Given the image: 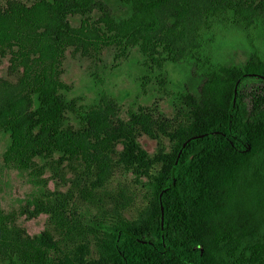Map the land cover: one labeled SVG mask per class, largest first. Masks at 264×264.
Segmentation results:
<instances>
[{"label": "trees", "instance_id": "obj_1", "mask_svg": "<svg viewBox=\"0 0 264 264\" xmlns=\"http://www.w3.org/2000/svg\"><path fill=\"white\" fill-rule=\"evenodd\" d=\"M115 1L125 17L113 15ZM230 26L254 49L244 61L215 59ZM254 31L264 36V0H0V61L18 75L16 94L0 102L2 162L26 176L28 204L51 225L31 237L0 209V264H264V59ZM109 49L162 89L181 66L201 78L176 92L185 138L155 174L137 141L162 132L155 111L123 109L103 89L85 104L62 80L67 52ZM118 146L124 168L147 179V205L133 220L118 206L72 213L50 172L79 163L103 184Z\"/></svg>", "mask_w": 264, "mask_h": 264}, {"label": "rangeland", "instance_id": "obj_2", "mask_svg": "<svg viewBox=\"0 0 264 264\" xmlns=\"http://www.w3.org/2000/svg\"><path fill=\"white\" fill-rule=\"evenodd\" d=\"M21 1L30 4L36 0ZM111 8L117 18L128 14L127 8L116 1L111 2ZM71 24L77 26L78 21L72 19ZM254 38L256 50L264 59V36L254 31ZM253 51L244 33L234 26L222 30L214 46L215 59L223 62L230 58L244 61ZM130 61V58L116 56L113 49L104 50L101 56L90 57L69 51L62 67V80L71 88V97L80 99L85 104L93 101L99 90L103 89L121 100L123 109L140 106L155 111V115L163 120L162 132L157 131L156 138L142 135L137 139L153 162L150 174H155L161 168L162 160L171 153L173 143L185 138V131L179 127L181 117L175 108L176 92L197 90L201 78L197 75L195 67L181 66L173 69V88L166 86V89H162L157 80L146 78L141 67ZM8 66L7 59L0 61V102L17 92L15 85L18 75L11 73ZM6 143V138L0 136V209L12 215L15 224L32 237L50 229L51 225L47 216L35 211L28 204L33 187L28 183L26 176L3 165L2 153ZM120 151L121 147L118 146L111 156V174L103 184L96 179L95 168L89 174L83 164H66L50 172L56 173L54 180L49 181L51 191L65 196L71 212L80 217L88 214L94 216L99 207L107 211L118 206L123 208L125 218L135 219L148 202L147 179L138 178L124 168L119 162ZM86 190H92L95 195L90 198ZM89 249L93 255V244H90Z\"/></svg>", "mask_w": 264, "mask_h": 264}, {"label": "water", "instance_id": "obj_3", "mask_svg": "<svg viewBox=\"0 0 264 264\" xmlns=\"http://www.w3.org/2000/svg\"><path fill=\"white\" fill-rule=\"evenodd\" d=\"M195 138H197V137H195Z\"/></svg>", "mask_w": 264, "mask_h": 264}]
</instances>
